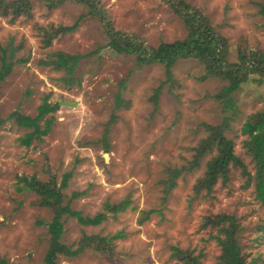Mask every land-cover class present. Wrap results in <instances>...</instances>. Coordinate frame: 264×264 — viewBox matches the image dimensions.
<instances>
[{
	"label": "rangeland",
	"instance_id": "374dc122",
	"mask_svg": "<svg viewBox=\"0 0 264 264\" xmlns=\"http://www.w3.org/2000/svg\"><path fill=\"white\" fill-rule=\"evenodd\" d=\"M186 1L201 8L225 36L230 61H236L237 49L264 50V18L258 12L262 0ZM100 2L115 31L149 45L187 34L184 20L165 0ZM75 23V29L43 47L39 25ZM108 40L106 27L71 2L49 10L34 1L31 16L12 23L0 16V59L4 48L13 61L0 84V264H46L53 211L34 204L37 194L24 189L19 177H54L59 185L66 173L61 203L68 209L62 213L63 248L55 264H180L171 247L200 255L201 264H219L221 249L212 237L217 225H205L207 216L218 213L236 217L242 253L248 261L264 264V206L244 172L253 175L255 169L240 131L250 113L264 109V83L249 79L231 93L236 113L224 133L243 166L231 164L225 180L218 177L210 191H197L196 181L211 157L206 155L197 168L182 169L168 188L170 170L194 158L204 123L217 125L224 115H233L232 110L223 112L212 96L227 81L205 76L196 59H181L173 67L174 80L165 82L161 64L138 67L135 55L106 48ZM55 51L79 55L69 83L63 70L40 62ZM117 91L124 101L120 107L115 106ZM44 98L50 104H74H59L46 115L52 117L48 131L28 146L21 144L19 138L31 129L8 116L16 110L34 116ZM39 125L43 129L44 121ZM125 198L130 205L124 210L113 214L106 208ZM98 212L108 216L97 225L79 220ZM117 233L111 249L87 247L74 255L63 250L75 249L83 234Z\"/></svg>",
	"mask_w": 264,
	"mask_h": 264
},
{
	"label": "trees",
	"instance_id": "16d2710c",
	"mask_svg": "<svg viewBox=\"0 0 264 264\" xmlns=\"http://www.w3.org/2000/svg\"><path fill=\"white\" fill-rule=\"evenodd\" d=\"M34 1L44 3L49 10L66 2L82 5L91 17L99 20L106 27L109 37L106 48L119 55H135L138 67L154 63L161 64L164 68L165 82L174 80L173 67L181 59H196L204 67L205 76L218 77L227 81L212 96L215 101L222 104L223 112L232 110L233 115H224L221 123L217 125L204 123L205 135L193 147L194 158L189 160L187 165L170 170L168 188L174 184V179L179 176L182 169L190 171L197 168L206 155L211 154V157L205 162L203 175L196 181L195 188L197 191L203 187L210 191L218 177L223 180L227 178L231 164L235 166L243 164L234 152L233 140L225 136L224 131L230 125V119L236 113L234 107L236 102L233 100L231 93L249 79L257 84L264 83V50H254L247 47L237 49L236 61H230L228 59L229 44L225 36L215 30L201 8L194 7L186 0H165L171 10L184 20L187 28L186 36L183 39L162 42L157 46L149 45L135 36L115 31L110 26V21L105 17L100 0H0V16L11 23L19 17L29 18ZM258 6V12L264 18V0L258 2ZM76 26L77 23L57 26L54 24L39 25L37 27L38 34L41 37L43 47H49L54 38L72 31ZM13 51L12 49L11 55H13ZM20 60L22 61V59ZM78 61L79 55L63 51H55L48 59L40 60L41 63L48 64L56 70H63L66 75L62 78L66 83L71 82ZM12 66L13 61L6 57L5 49L1 48L0 84L5 76L10 73ZM162 84L155 89L153 97H157ZM115 96V106L120 107L124 102L120 97V91H117ZM58 106V102L50 104L44 98L43 102L37 107V113L34 116L21 113L18 110L9 114L8 117L14 119L19 126L31 129L19 138L21 144L28 146L34 136L39 137L48 131L52 117L47 118L46 115L54 112ZM115 118L116 116H113V120L110 122L114 121ZM40 120L44 121L43 129L39 125ZM240 131L245 135L243 145L246 153L251 156L255 169L253 175L246 170L244 172L248 175V181L254 183L256 199L264 206V109L250 113L243 121ZM106 132H108V128ZM105 147L108 150V146ZM68 178L69 173L64 174L61 183L58 185L54 177H50L45 181L34 175L19 177V182L23 184L24 189L37 194L34 204L48 207L53 211V217L49 222L51 238L50 249L45 257L46 264H55L57 252L63 248V245L60 244V235L63 228L62 213L68 208L62 206L61 202L64 195L61 187L65 186ZM129 205L130 201L125 198L119 203L106 204V208L115 214ZM107 216V213L98 212L94 216L84 218L80 216L79 220L86 224L97 225ZM206 224L217 225V233L213 234L212 237L221 249L219 264H256V259L248 261L242 253L239 242L241 228L233 214L218 213L207 216L205 218ZM260 227L264 232V223ZM117 235L118 233L107 237L99 234H83L75 249L70 250L69 247H64L63 250L66 254L74 255L87 247L97 250L101 249L103 245H107L111 249L112 246L109 244L116 239ZM171 250L172 256H176L180 264H201L198 259L200 255H193L191 251L177 247H171Z\"/></svg>",
	"mask_w": 264,
	"mask_h": 264
},
{
	"label": "water",
	"instance_id": "95a60500",
	"mask_svg": "<svg viewBox=\"0 0 264 264\" xmlns=\"http://www.w3.org/2000/svg\"><path fill=\"white\" fill-rule=\"evenodd\" d=\"M59 104L60 105H69V106H72L74 103H69V102H66V101H60Z\"/></svg>",
	"mask_w": 264,
	"mask_h": 264
}]
</instances>
